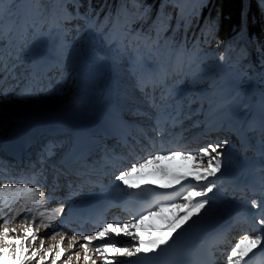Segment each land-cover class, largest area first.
Segmentation results:
<instances>
[{"label":"snow or ice","instance_id":"obj_1","mask_svg":"<svg viewBox=\"0 0 264 264\" xmlns=\"http://www.w3.org/2000/svg\"><path fill=\"white\" fill-rule=\"evenodd\" d=\"M264 2V0H262ZM135 13H128L127 9L118 10L115 17H105L109 20L107 37L113 45H118L117 51L126 54L131 61L129 67L134 75L138 90L145 94L148 106L153 110L152 131L163 136L169 128L182 124L183 120L190 119L193 114H201L198 110H206L214 116H224L233 130L248 137L256 134L261 138L262 156H264V90L258 98L248 100L244 93L242 102V84L239 79L230 82H221L215 75L206 73L197 60H186L183 51L162 39L161 27L167 17L157 19L160 24L153 21V27L149 32L143 29L137 30L133 24L143 20L146 10L139 5ZM184 0H162V7L175 9L177 16L181 15ZM71 8L74 9L70 10ZM80 0H0V95H10L20 92L31 96L35 88L27 85L21 87L20 80L23 76L28 84H34L42 79L53 66L76 67L87 58V50L82 41L85 35L99 30L98 17L87 13H81ZM83 21V26L74 24L73 21ZM165 32L168 28L163 29ZM75 33V35H73ZM45 38H52L53 46L51 55H48L49 47ZM97 59L102 58L99 53ZM223 54L219 60L224 61ZM19 69V72L17 71ZM14 82V83H13ZM231 90V91H230ZM226 99H221L225 93ZM125 99H128L125 96ZM139 113L138 109H132ZM134 134L130 130L128 135L122 138V143L129 145L134 142ZM228 141L209 143L199 150H169L163 154L149 153L143 157H137L128 162L126 170L120 171L115 176L118 182L117 188L140 190L141 185L130 183V179L140 170L149 165H159L161 161L173 160L181 157L184 161L192 162V171L173 172L167 167H158V171L166 178L167 183L161 184L162 189H173L187 182L186 190L179 192L178 199L183 201L160 202L158 205L144 208L137 215H133L128 222L107 223L94 234H83L85 243L80 245L84 255L85 264L96 261L89 255V244L93 241H106L108 237L121 235L131 238L135 243L131 246L120 247L112 242H104L95 246L106 264H112L108 260V249H112L117 256L128 257L127 264H147L156 260L163 252L171 248L179 240L183 232L176 235L178 230L188 229L197 224L194 217H200L201 211L209 205V194L217 189L218 184L211 177H217L226 169L221 151ZM264 167V166H262ZM0 176V180H2ZM12 183H0V264L9 260L11 264H45L48 257L55 251V259L51 264H56L65 256V248L62 246L64 238L61 237L58 245L45 249L41 239L38 248L30 249L29 245H35L38 240V230H34L35 214L43 218L46 215L44 205L46 200L40 190L44 185L35 182V186H26L23 177L12 176ZM206 182V183H205ZM199 189V190H198ZM153 191H155L153 189ZM261 191L264 192V178L261 182ZM158 195H164L159 193ZM16 204L19 207L13 208ZM253 207H260L255 200L251 202ZM180 210V211H176ZM16 215L22 221L18 227H10ZM172 213L169 217L166 213ZM182 212V214H181ZM63 213V206L51 213L49 219ZM33 220L30 222L29 217ZM158 217L166 222V227L158 229L146 225V221ZM191 221V223H189ZM63 224V220L61 221ZM187 225L188 228H184ZM41 226L48 228L50 223ZM259 226L264 233V218L255 220L254 227ZM10 233L12 235H10ZM59 230L50 233V238L55 239ZM77 236L71 237L69 247L75 246ZM247 245V247H246ZM259 248L264 253V235L244 234L236 242L227 257L229 264H249L250 254ZM73 256L76 261L81 259L80 253L70 254L62 264H73ZM135 259H131L134 258ZM114 264H124L116 260Z\"/></svg>","mask_w":264,"mask_h":264},{"label":"rangeland","instance_id":"obj_2","mask_svg":"<svg viewBox=\"0 0 264 264\" xmlns=\"http://www.w3.org/2000/svg\"><path fill=\"white\" fill-rule=\"evenodd\" d=\"M47 39L48 38H45V42ZM80 43L83 44V42ZM84 44V48L87 50L88 55L80 68L79 65L76 67H68L65 65L53 66L47 71L42 79L37 80L34 84H28L27 80L22 76L20 80L21 87H24L25 85H27L29 88L34 87L35 91L33 92V94L31 96H28L20 92L18 89L17 92L11 93L10 95H3L4 98L2 100L0 99V103H3L5 101L4 107L0 108V140L8 135L15 126H19L21 119L26 117L27 115H31L32 117L49 115L52 116V118L50 119H53V117L55 116V114L53 113L58 109L64 108L67 112H69L71 108L78 107V102L87 97H89V101L91 102L92 98L90 96L97 90L99 95H102V103L104 102L103 104L107 105L110 104V114L111 116H113V121H106L108 125H114V131L112 130L113 133L112 131H108L106 134L108 136V139L103 143V149L108 151L109 153H113L116 155L117 153L123 155L126 154L127 156L125 157H129L127 159L123 158L122 160H120L117 155L120 163V168L121 166H124V164H126V168L124 169L126 170L128 167V162L130 160H134L135 157L133 156V154L131 155L128 152L129 147H122V144L119 142V134L126 133L128 135L130 130L134 135L137 134V136L133 137V140L134 145L139 143V150H137L139 151V153H137L136 151L135 154L137 153L136 157H143L145 155H148L149 151H152V147L146 148L150 143H153V145H155V148L160 151L157 154H163L169 150L190 151L185 147L182 149H173V147L176 145H183L184 141L187 139L197 140L198 135L204 133V131H202L201 129L206 128L210 125L209 128H213L215 129V131L217 130L214 133V137L216 139L209 138L212 140H210L209 142H201L199 146H195V148L191 151L195 152L200 148L207 146L209 143L215 144L220 141L226 140L228 141V143L223 149H221V151L225 154L223 160L226 165V169L223 170L220 174L226 175L228 178H233L234 175L238 172H233V170H235L238 166L245 164L246 168L248 167L247 170L249 171L245 181L250 180L251 172L249 168L254 164H260L262 162L261 157L258 156L261 160L260 162L258 157L253 154L252 149L254 150V147L249 139L250 136L245 137V135L235 132L232 126L226 130V127H224V125L222 124L223 119L213 122V119H215L214 117L216 116L213 115L207 117L206 115H204L207 112L206 110H198L201 114H193L190 119L183 120L182 124L169 128L163 136L158 135L156 132L152 131L153 121L151 119V116L154 115V112L148 106V103L145 99V94L141 93L137 88L134 75L132 74V71L129 67L131 61L127 59L126 54H123L122 52L117 51V48H114L110 55L105 57L104 54L99 51L100 48L96 47V43L93 41V38L90 35L89 38H87L86 43ZM50 47L49 52L51 53ZM97 53H99L102 58L97 59ZM17 71L19 72V69ZM92 77H94V80L92 79ZM226 77V82L239 79L242 84V89L239 90L241 92L242 102L244 99V93H247L246 98L249 100L250 95L253 93L256 86L254 85L255 80L252 78V76L243 77L239 72H237L235 68H231L227 71ZM116 88H118L120 96L119 98H117V102L115 104L113 98L116 97ZM227 95L228 93L226 92L223 97H227ZM125 96L128 99H125ZM118 102L122 109L121 115H118L117 110L119 112V109H116ZM84 106L85 107H81V110L87 109L86 105ZM91 107L92 106H90V108ZM132 109H138L139 113L136 111H131ZM93 113H95V111ZM98 115H100V113H98ZM92 116L93 114L90 115V118ZM208 122L211 123L208 124ZM34 123L35 122H32V124ZM55 128L56 126L50 128L49 133L45 134V137L51 138L52 134L55 132ZM219 128H222L221 131L225 130L224 133L219 132ZM67 131L69 130H63V132L56 134L59 135L58 139L56 137L54 139H50V142L47 141L45 143L46 149H50V152L54 155V159L58 158L59 155L63 153L65 143L68 142L72 136ZM117 136L118 138H116ZM255 137L261 140L259 135ZM52 140H57V142L54 143ZM118 145H120V147H118ZM103 149L98 150L99 152H101ZM232 152L236 153V156L231 155L232 158L235 156L234 159H230V157L228 156V154ZM130 157L132 158L130 159ZM177 158L178 157L173 160H176ZM173 160H165L164 162H166V164H170L171 161L173 162ZM183 162L192 167V162L184 160ZM160 163H162V161ZM154 165L156 164L149 165L147 168L151 169ZM159 166L161 165L159 164ZM121 171H123V167L121 168ZM242 177H237L234 181L241 182ZM217 184L218 187L215 190L224 193L223 196L225 201H227V204H243L247 208L253 207L251 204L253 200H255L258 204V199L256 198V196L250 197L246 194L239 195L236 193H232L231 188L226 190V185H220L219 182H217ZM175 202L182 203L183 201L177 199L175 200ZM166 215L171 217L172 213L169 212L166 213ZM149 220L153 222L152 225L147 221L145 222L146 225L153 227H157L156 222H160L161 224L166 223L158 217H154ZM244 229L245 228L242 226L237 229L236 233L239 234L238 238H241L244 234H249ZM71 237L72 236L67 239V243H71ZM49 239L50 236L48 237V240ZM236 239L237 238L234 235H231L230 240L235 242ZM48 240L43 241L45 249H48ZM39 244L40 241H38V243L34 245L33 248H38ZM131 245L132 244L130 242H126L122 245L117 244V246L120 247H127ZM53 250V255L46 259V264H51V260L55 259L54 253L56 249L54 248ZM75 252L78 251H74L73 253ZM66 253L65 256L61 258V260L56 261V264H62L63 260L66 259L68 255L73 254L69 251H66ZM117 260L121 261L120 259ZM221 261L224 262V260ZM111 262L112 264H114L115 261ZM31 264H35V261H33ZM73 264H85V261H83V259L76 261L75 257L73 256ZM96 264L106 263H103L102 260H100L99 263Z\"/></svg>","mask_w":264,"mask_h":264},{"label":"trees","instance_id":"obj_3","mask_svg":"<svg viewBox=\"0 0 264 264\" xmlns=\"http://www.w3.org/2000/svg\"><path fill=\"white\" fill-rule=\"evenodd\" d=\"M146 15L133 24L149 32L153 21L167 17L161 27L162 39L183 51L186 60H197L206 73L226 82L227 71L235 68L243 77L252 76L260 91L264 90V2L262 0H184L181 15L175 9L162 7V0H138ZM81 13L98 17L99 30L90 33L97 45L109 54L113 47L107 37L109 20L118 10L135 13L136 0H80ZM70 10L71 5L69 6ZM83 26V21H73ZM168 28L165 32L163 29ZM88 35L82 39L86 43ZM85 45V44H84ZM83 45V46H84ZM223 54L225 59L220 61ZM80 65V64H78ZM77 65V66H78ZM256 98V95H255Z\"/></svg>","mask_w":264,"mask_h":264},{"label":"bare ground","instance_id":"obj_4","mask_svg":"<svg viewBox=\"0 0 264 264\" xmlns=\"http://www.w3.org/2000/svg\"><path fill=\"white\" fill-rule=\"evenodd\" d=\"M45 43L48 45V47L53 46L52 45L53 44L52 38H48ZM48 55H50L49 52H48ZM93 78L94 77H92V79ZM90 97L92 98L91 102L89 101V97H87V98L82 97L83 99L80 102H78L79 103L78 107L71 108L69 110V112H67L64 108L54 111L53 114H55V116L53 117V119H50V118H52V116H49V115H43V116L41 115L40 117H32L31 115H29V116L27 115L26 117L21 119L19 126H15L10 131V133L6 137H4L2 140L4 141L8 136L12 135L13 133H15L19 130L27 129L30 127L35 129L34 133H32V132H30V133L33 134L34 137L38 140H39V138H41L42 134H44V133H46V131H48V128L50 126H56L55 132L63 131V130H70L73 128L74 130L81 131L82 135L83 134L85 135V133L87 132V129H89V128L91 130L95 131L96 133L101 131L104 134L106 133V130L107 131H112V130L114 131V129H113L114 125L113 126L108 125V123L106 121V120H112L113 121V116H111V114H110V110H111L110 104L107 105V104H103L104 102L102 103V100H101V99H103L102 95H99L97 90ZM3 98H4V96L0 95V99L2 100ZM113 101H115L114 103L116 104L117 100L115 98H113ZM4 103H5V101L3 103H0V108L4 107ZM84 105H86L87 109L81 110L82 106L85 107ZM90 106H92V107L90 108ZM101 110H102V112H100V113H102V115H101V117L98 118V111H101ZM94 111H95V113H93ZM75 114H78V115H75ZM92 114H93L94 119L90 118V115H92ZM90 120L96 122L97 125L96 126L89 125ZM38 121L42 122L39 126H38ZM32 122H35V123L32 124ZM113 131H112V133H113ZM124 136H126V135H124ZM255 136H257V135L256 134L250 135L251 138H249V139H251V143L254 147V151H255L256 155L262 158V162L260 164H254L252 166V168H251L252 169V176H251L252 178L250 181L243 183V185H249L251 187V190L255 191L256 193H261L262 196L260 198L259 203L264 206V192L261 191V182H262V178H264V172H262L261 170L256 171V168L264 165V156H262L261 140L257 139ZM201 138H203V136L200 137L198 140H200ZM150 145H151V143H150ZM132 151H135V150H132ZM154 152H155V149L152 150V153H154ZM137 153H139V151H137ZM136 154H135V156H136ZM131 158L132 157H130V159ZM160 165L161 166L154 165L151 169L147 168V169H144V170L134 174L133 177L130 179V183L140 184L141 185L140 190L146 188L147 186H153V187L160 188V185L167 183V180L158 171H156V169L158 167H167L173 172H190V171H192V167L185 164L180 157H178L176 160H173V162L171 161L170 164H166V162L162 161V163H160ZM30 167H31V169H34V172H36V178L37 179H39V180L45 179V177L41 176V168L36 167L35 164H32ZM46 167H48V165ZM0 172H4V170L2 168H0ZM255 172H257V173H255ZM47 176L49 177V179L47 181V190L46 189L45 190L40 189V190L43 192L45 198L50 197L51 204L48 205L49 201L46 200L45 205H44V210L46 212L45 217L41 218V217H39L38 214H35V222L32 224V226H33L34 230H38V232H37L38 240H37L36 244L41 239L43 241H45V240L47 241L48 237L50 236V233H52L54 230H59V234H57L55 236V239L50 238L48 240L47 248H50L53 245H58L60 243L61 237H63L64 241H63L62 246L65 248V250L72 252V253L74 251H78L80 253L81 259H83L84 253H83L82 249L80 248V245L85 243V241L83 240V237L77 236V241L75 242V246L70 248L69 247L70 242L67 243V239H69L70 236L74 235L73 232L70 231L68 228H61L58 226L57 223L59 221V215L52 217L51 220L49 219L51 213L54 212L56 209L60 208L58 205V201L64 202L67 199V197H66V194L58 192L57 186L55 185V181H53L51 179V175L48 174ZM25 177L27 178V175ZM209 179L210 180H216L217 177H211ZM0 183H4V182L2 180H0ZM117 183L118 182H116L114 180L113 182L110 183V185H116ZM239 184L240 183H238L237 185H239ZM186 185H187V182H182V184L179 186L180 187L182 186V188H186ZM122 189H124V191H126L127 193H132V192L137 193L140 191V190H132V189L126 190V186H125V188H122ZM160 189H162V188H160ZM164 190H172V189H164ZM17 207H19V206L16 204L13 205L14 209ZM225 209H226L225 203L220 205V204H217L215 202H211V203H209L208 206H206V209L201 211L200 217H194V220H197V219H200L203 217H209L212 215H217L219 218H223V216L225 215ZM64 210H65V206L63 207V212H64ZM256 214H259L257 219L264 218V212H262L260 208H257L255 210H252V209L248 210V209L241 208L240 213L235 218V225L233 227V230L235 228H238V226L242 224L241 221L244 220V217H247L246 224L251 225L248 227V230H250L251 233L255 232L257 229V226L254 227V225L250 223L249 218L250 217L254 218ZM12 215L15 217V219L13 220L12 224H10L9 226L10 227H18L22 223V221L16 215L15 211L12 213ZM31 219H33L32 216L29 217L30 222L32 221ZM41 219H43V222L46 224L50 223V227L45 228V227L41 226ZM2 220H3V217H0V221H2ZM147 222L151 225L153 223V222H151V220H148ZM156 223H157L156 228H158V229H162V228L167 226L166 223H164V224H161L160 222H156ZM189 223H191V221ZM184 228H187V225H185ZM0 230H2V228H0ZM183 230H184L183 228L178 230V233L174 234V239H175L176 235H179V233L182 232ZM205 231H210V234H211V233L215 232L216 230L210 224H203V226L200 228L199 232L201 235H203V233ZM251 233H249V235H252ZM186 234L180 236L179 240H177L176 243L173 244L174 248L177 250V256L181 257V258H185L186 256L191 257V256L195 255L196 253H198V251L202 250V248H203V246L195 244L194 241L190 240L188 238V233H186ZM257 234L264 235V233H261V231ZM10 235H12V234L10 233ZM121 236H123V235H121ZM108 238H110V237H108ZM108 238H106L107 242H108V240H107ZM241 238H237L235 242L232 240L231 241L229 240V242L225 245V242L228 239L226 241L222 242V238L219 237V238H216L213 242L209 243V245L211 246V249L214 253V256H217L218 258H223V260H227V257L230 253L232 246L236 242H238V240ZM106 241L97 240V241H93L91 244H89V249H90L89 255L92 256V259L95 260L96 263H99L100 260H102L103 263H106L101 258V256L95 252V246L97 244H102ZM179 245H181V247H179ZM188 245H191L192 248H187ZM33 246L34 245H29L30 249H32ZM246 247H247V245H246ZM258 250H259V248L254 249V252L258 251ZM250 255H252V254H250ZM107 256H108L109 261H116L117 259H120L123 262L124 260H126L128 258V257H124V256H117L111 248L108 249ZM178 257L172 256L171 259L174 260L176 263H178V260H179ZM4 264H11V262L6 259ZM45 264H46V261H45ZM88 264H92V261L91 260L88 261ZM220 264H224V263H220ZM228 264H229V262H228Z\"/></svg>","mask_w":264,"mask_h":264},{"label":"water","instance_id":"obj_5","mask_svg":"<svg viewBox=\"0 0 264 264\" xmlns=\"http://www.w3.org/2000/svg\"><path fill=\"white\" fill-rule=\"evenodd\" d=\"M212 194L214 196H217V197L220 196V194H218L216 192H213ZM237 210H238L237 206H231V207H229L228 214L225 218H223L222 220H219L217 218H211V219H209V221L212 222L216 227L227 226L233 222V217H234V214L236 213Z\"/></svg>","mask_w":264,"mask_h":264}]
</instances>
